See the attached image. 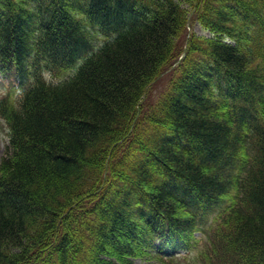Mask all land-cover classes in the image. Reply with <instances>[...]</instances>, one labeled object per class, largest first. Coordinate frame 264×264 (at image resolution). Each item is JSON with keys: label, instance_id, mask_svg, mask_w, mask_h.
<instances>
[{"label": "trees", "instance_id": "obj_1", "mask_svg": "<svg viewBox=\"0 0 264 264\" xmlns=\"http://www.w3.org/2000/svg\"><path fill=\"white\" fill-rule=\"evenodd\" d=\"M0 121V264H264V0H0Z\"/></svg>", "mask_w": 264, "mask_h": 264}, {"label": "rangeland", "instance_id": "obj_2", "mask_svg": "<svg viewBox=\"0 0 264 264\" xmlns=\"http://www.w3.org/2000/svg\"><path fill=\"white\" fill-rule=\"evenodd\" d=\"M183 7L186 9H189L188 5H184ZM190 27L192 29V31L194 32V37H207L209 36V32L204 30L202 28V26L199 23H190ZM190 40V32L187 33L186 35V41L185 43L187 44V42ZM184 50V49H183ZM170 70L168 69L165 72H162L151 84L150 88L147 91V96L149 95V97L145 98L150 102H155L157 100V97L159 96L161 90L165 87L167 82V77L166 75H168V72ZM63 77V76H62ZM53 80H56V78H51ZM146 96V95H145ZM7 128L4 126V124L0 121V160L2 159V157H4L5 155V149L8 143V133H7ZM200 236V235H199ZM196 237H198V234L196 235ZM157 252V251H156ZM156 252H153L156 253ZM158 259L154 258L153 256H151L150 254H137L134 258V262L135 264H160L159 262H156Z\"/></svg>", "mask_w": 264, "mask_h": 264}]
</instances>
